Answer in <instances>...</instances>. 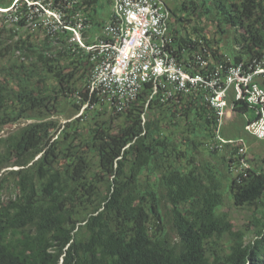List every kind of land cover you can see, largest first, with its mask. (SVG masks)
Segmentation results:
<instances>
[{
	"label": "trees",
	"instance_id": "obj_1",
	"mask_svg": "<svg viewBox=\"0 0 264 264\" xmlns=\"http://www.w3.org/2000/svg\"><path fill=\"white\" fill-rule=\"evenodd\" d=\"M34 1L0 13V264H264V156L250 161L241 143L212 149L218 121L204 89L162 101L148 83L124 111L111 108L89 91L93 52L67 28L28 25ZM51 2L67 27L86 19V47L111 21L103 13L113 0ZM166 6L170 48L186 71L264 60V0ZM229 101L222 137L264 145L245 133L248 105ZM228 205L258 208L252 240Z\"/></svg>",
	"mask_w": 264,
	"mask_h": 264
},
{
	"label": "built area",
	"instance_id": "obj_2",
	"mask_svg": "<svg viewBox=\"0 0 264 264\" xmlns=\"http://www.w3.org/2000/svg\"><path fill=\"white\" fill-rule=\"evenodd\" d=\"M17 1L0 13L16 11ZM43 4L36 0L30 7L28 25L57 29L60 26L71 30L73 40L87 51L93 52L96 61L89 91L99 96L117 112L124 111L136 100L145 84L153 85V95H160L166 101L174 94H190L196 90L207 91L206 101L215 111L218 121L216 140L212 149H221L223 144L241 143L239 153L245 155L248 147L243 139L228 140L222 137L221 128L233 114L232 95L236 102L248 105L252 116H247L245 133L257 140H264V87L259 83L264 78V60L246 70L243 64L225 67L220 65L214 71L203 73L186 71L170 46L173 38L169 35L170 12L167 0H113L111 21L105 25L102 35L91 46H85L82 30L86 19L77 14L74 27H67L62 12L54 9L51 0ZM29 3V2H28ZM16 15L12 22H18ZM203 69L208 63L198 57ZM151 96V97H152ZM231 115V116H230ZM248 159H241V168L249 169Z\"/></svg>",
	"mask_w": 264,
	"mask_h": 264
},
{
	"label": "rangeland",
	"instance_id": "obj_3",
	"mask_svg": "<svg viewBox=\"0 0 264 264\" xmlns=\"http://www.w3.org/2000/svg\"><path fill=\"white\" fill-rule=\"evenodd\" d=\"M41 2H42V0H41ZM28 4H32V2H29ZM112 8H113V3H110L109 5L108 4L105 5L104 13H103V19L106 22H108V20H109L108 18L111 17ZM106 24H108V23H105V25ZM214 30L215 29L213 26L209 27V37H212V38H213V36L215 37V35L213 34ZM231 42H232V37L230 34H227L225 37H223V41H222L221 45H222V47H224L225 45H229ZM249 116H252L251 113ZM61 121H62V123H65L66 122L65 117H61ZM18 127H19V125L7 128L5 130V134L17 129ZM249 139H252V138L249 137ZM247 147H248V158L250 159V161L252 159H254L256 154H261L262 156H264V152H263L264 151V145H262L260 141H257L252 145L248 144ZM256 151H258V152H256ZM226 209L232 217L233 224L235 225V229H244V228H246V226H250L252 233L248 234L247 240L248 241L252 240L254 237L253 231L255 228L253 227V229H252L251 222H252L253 217H254V212H256L258 210V208L253 207V208L238 209V208H234V207L228 205V207H226Z\"/></svg>",
	"mask_w": 264,
	"mask_h": 264
},
{
	"label": "crops",
	"instance_id": "obj_4",
	"mask_svg": "<svg viewBox=\"0 0 264 264\" xmlns=\"http://www.w3.org/2000/svg\"><path fill=\"white\" fill-rule=\"evenodd\" d=\"M112 10H113V8H112ZM231 116V115H230Z\"/></svg>",
	"mask_w": 264,
	"mask_h": 264
}]
</instances>
